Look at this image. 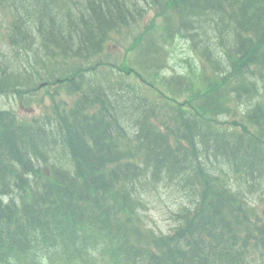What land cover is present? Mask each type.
Returning a JSON list of instances; mask_svg holds the SVG:
<instances>
[{
	"label": "trees",
	"instance_id": "16d2710c",
	"mask_svg": "<svg viewBox=\"0 0 264 264\" xmlns=\"http://www.w3.org/2000/svg\"><path fill=\"white\" fill-rule=\"evenodd\" d=\"M187 1L189 0H167L163 8L177 9L176 19L180 18L182 25L185 24L181 27L183 32L194 41V47H190L194 55L209 44L204 36L206 33L212 38V46L217 48L216 53H210L206 64L214 68L240 64L249 78L222 82L206 102L199 104L198 95L205 94L203 85L172 75L161 47L147 42L141 44L143 55L152 65L151 70L149 69L151 73H146L147 76L155 77V73L165 72L171 74L173 79L175 77L176 89L172 94L171 107L174 117L183 119L182 131L178 135L186 143L189 142V145L198 146L201 157L200 161L195 157L186 180L192 185H198L204 197V204L193 213L187 227L180 229L182 241L188 242L189 247L185 251L177 248L163 253L157 264H255L254 261H247L245 252L253 245L254 258L264 256V221L253 219L246 226L242 217H232L240 211L236 191H218L225 183L215 175V171L218 163L229 164L234 170L247 169L254 175L249 178L250 184H258L252 193L255 200L259 201L264 196V184L259 185L264 180V149L260 142L251 146V140L256 139L251 135L243 139L246 135L235 134L234 131H218L208 127L203 118L185 115L181 105L192 102L205 114L216 115L223 111L228 91L233 92V97L247 94L252 100L264 96V73L255 77V68L260 61L264 62V56L256 57L254 48L238 42L232 35L220 34L209 23L208 18L218 19L213 12L218 10V5L207 7L205 3H213L215 0H195L193 5L185 8L186 14L183 15L182 9ZM260 1L262 0H220V3L233 13L236 20L245 13L255 31L260 33L264 30V8L259 5ZM6 5L12 11L5 31L7 43L23 53H41V57L37 62L40 65L21 71L20 65H12L8 56H0V100L6 105L15 106L21 99L32 100L46 86L57 88L64 82V78L75 81L73 90L80 98L74 108L56 109L54 112L56 126L60 127L62 134L63 142L60 147L72 158L75 168L71 176L58 171L55 174L56 181L52 184L43 182L40 174L33 175L34 186L24 181L31 168V159L38 158V146H33V142L35 137L40 138L39 131L32 132L26 129L27 125L17 124L11 116L14 114L13 108L0 109V264H32L29 260L33 248L29 244L32 238L38 248L50 243L51 238H56L59 230L64 238H74L79 231L86 234L88 230L107 236L114 235L110 228L116 222V208H120L121 203L103 205L97 201L101 195L107 194L116 201L123 202L118 190L112 191L113 188H110V179L115 180L123 174L128 175V180L133 183L145 175L161 176L182 168L177 167L179 161L174 158V152L168 145L156 149V140L151 139L148 126L142 123L146 115L149 117L153 113L154 107L149 104L148 96L134 85L124 82L115 84L108 70L97 79L90 76L99 74L95 69L93 55L95 52V56L102 59L106 43L102 37L117 26L123 28L122 25L128 23L126 19L121 23L119 18H108L102 5L90 8L87 6L91 10L89 19L85 20V17L79 15L83 20H77L79 25L68 21L65 8H57L51 12L46 0H0V13ZM196 5L201 16L189 22L187 14ZM166 20L167 18L162 22L165 30L168 26ZM178 35L180 41L186 42L182 33ZM46 61L53 62V65L47 67ZM142 66L140 72L143 68L147 69L144 61ZM130 69L124 68L125 74L136 78L135 68L130 65ZM139 75L142 77V74ZM231 77L232 72L228 70L225 79L229 80ZM146 83L147 81L143 86ZM55 93L59 94L60 91L55 89ZM120 98H123L119 103L121 109H116L117 99ZM96 104L104 107V112L100 111L99 115L92 118L82 114L84 109ZM235 106L243 116H251L252 112L247 107L237 101ZM50 107L51 105L47 106ZM116 115L128 118L121 124L120 132ZM37 123L38 121H34L35 125ZM124 131L132 137L136 152L134 148L125 153L117 149L116 137L118 132L122 134ZM260 131L264 134V126ZM233 136L235 139L231 141ZM16 141L17 146H14ZM202 150L208 151V162L202 159ZM138 156L142 164L131 161ZM254 164L263 169L256 168ZM185 168H189V165ZM40 182L46 184L39 190L37 186ZM132 208L129 205L128 211ZM127 225L130 227L129 222ZM119 226L127 227L124 222ZM219 226L223 231L231 233L226 240L222 238L221 232L218 236H213ZM38 240H41L40 244ZM158 242L164 241L159 238Z\"/></svg>",
	"mask_w": 264,
	"mask_h": 264
},
{
	"label": "rangeland",
	"instance_id": "374dc122",
	"mask_svg": "<svg viewBox=\"0 0 264 264\" xmlns=\"http://www.w3.org/2000/svg\"><path fill=\"white\" fill-rule=\"evenodd\" d=\"M140 6L138 3H136L134 0H132L130 2V7H129V12L131 13L132 11H137V9L142 12V17L138 18L135 22L134 25L136 26V28L139 31H144L146 29H151L154 34H157V38H160V36L164 35L163 31L161 30V23L157 20H152L150 18V16H152L155 11L157 9H159L160 7H157L155 4H150V6L147 5H143L141 3V1L139 0ZM188 3L190 5H193V0H189ZM219 4V3H218ZM210 5H212V2L210 3ZM139 6V8H138ZM118 9H121V11H124L125 9H128L127 7H124L122 5L117 7ZM121 35H125L123 38V41L126 40V38L129 37V35L124 34L122 31H120ZM113 50H111L109 53L111 54L112 58L118 62V60H120L123 57V50L119 47V42L116 39V37H114V43H113ZM211 52H217L216 48L211 49ZM4 53L6 55H9V53L7 51H4ZM194 53L192 52L191 48L189 45H187L186 43H182L179 53H178V61L183 64L184 62H188L190 63L193 59ZM170 73H172L171 71L173 70L172 66H169L167 64ZM193 73H195V71L192 69ZM198 73V72H197ZM197 73H195L192 77H195L197 75ZM40 98H43V105L44 106H48L49 105V99L47 96H45L43 93H40ZM9 101V100H8ZM67 102H69V99H66ZM183 102V101H181ZM6 105V103H4ZM8 105V104H7ZM4 108H7L8 106H4ZM1 108V107H0ZM14 112L16 109V105L14 107ZM18 114L23 117V118H28V117H32L35 116L37 114L40 113V110L38 107L31 109L29 111L18 107L17 109ZM59 136H62L61 133L56 134L55 133V127L51 126L50 128L47 127V130L43 133V136H41L40 138L35 137L34 139V145L33 146H38V149H40V147H45L48 142L46 141H52L53 138H57ZM45 138L47 140H45L44 142H42V139ZM24 142V140H22ZM18 141H16V143L14 144V146H17ZM195 145V144H194ZM196 146V145H195ZM198 148V146H196ZM198 150H200L198 148ZM197 154V153H196ZM198 155V154H197ZM208 162V160H207ZM69 167V166H68ZM165 183V181H161L159 183H156L155 181H153L149 175H145L142 176L137 182L132 183L131 185H127V188H130L133 191H138L141 194L137 197L139 200V216L141 219V224H140V228L141 230H154L155 232H159L162 233L163 235L168 234L172 227L174 226V222H176V220L178 219V217H176L175 213L179 212L176 209L177 204H180L184 201V195L182 192L178 193L176 195V192H174L173 188L170 185H163ZM29 184H31V180L29 179ZM180 214V212H179ZM181 215V214H180ZM183 215V213H182ZM181 218V217H180ZM78 234L81 235L80 232H78ZM88 236V235H86ZM89 240L87 241L85 248L83 250V252H81V244H82V240L80 239L78 241L79 243V247L77 249H71V250H62L59 253L60 257H63L64 259H70L71 261L76 260L78 258L79 253H85V259H89L91 253L88 251L90 247H94L95 248V252H97V254L102 255V251L103 249L106 248V244L109 243L108 239L106 238V236L104 235H100V236H95V235H91L88 236ZM157 237L155 238V241L151 244L150 247H152L154 245V243L157 241ZM111 240L117 239V240H122V241H127V238L125 235H116V236H111L110 238ZM59 242H61V240H58ZM64 244L69 242V239L64 238ZM59 246L61 247V244H59ZM63 248V247H61ZM148 248V249H149ZM74 251H78V254L75 258H71L69 257H64L63 255L70 253V252H74ZM139 251H141L140 253H137L138 255L140 254H145L146 252V247H142V249H139ZM140 258V257H138ZM53 264V263H51ZM147 264H150V261H147Z\"/></svg>",
	"mask_w": 264,
	"mask_h": 264
},
{
	"label": "bare ground",
	"instance_id": "6f19581e",
	"mask_svg": "<svg viewBox=\"0 0 264 264\" xmlns=\"http://www.w3.org/2000/svg\"><path fill=\"white\" fill-rule=\"evenodd\" d=\"M225 2V1H224ZM206 4V3H205ZM196 7H197V5H196ZM199 9V8H198ZM204 10V9H203ZM208 11V10H207ZM206 12V11H205ZM63 17V16H62ZM65 17H67V16H65ZM55 18V17H54ZM65 19V18H64ZM202 25V24H201ZM27 27V26H26ZM208 31V30H207ZM27 36V35H26ZM22 39V38H21ZM183 44L184 43H186V42H183V41H181ZM25 43V42H24ZM69 44V43H68ZM187 44V43H186ZM72 46V45H71ZM150 47V46H149ZM243 53V52H242ZM151 55V54H150ZM236 55V54H235ZM237 56V55H236ZM225 57V56H224ZM3 58V57H2ZM226 61V60H225ZM214 65V64H213ZM151 70V69H150ZM55 72V71H54ZM170 72V71H169ZM172 72V71H171ZM175 75V74H174ZM26 77V76H25ZM174 79H175V77H174ZM258 79V78H257ZM112 80V79H111ZM21 81V80H20ZM182 81V80H181ZM29 82V81H28ZM100 82V81H99ZM176 83V82H175ZM178 83V82H177ZM181 83V82H180ZM184 85V84H183ZM39 86V85H38ZM178 86V85H177ZM109 87V86H108ZM112 87V86H111ZM19 88V87H18ZM33 88V87H32ZM109 89V88H108ZM117 89V88H116ZM109 90H111V89H109ZM116 91V90H115ZM99 93V92H98ZM126 94V93H125ZM128 94V93H127ZM247 95V94H246ZM252 96V95H251ZM126 97V96H125ZM129 97V96H128ZM127 98V97H126ZM179 100V99H178ZM104 104V103H103ZM3 105H4V101L1 99L0 100V109L1 110H8L9 108H11L12 109V107L11 106H13V105H11V106H9V105H4V106H8L7 108H4L3 107ZM14 107V106H13ZM14 109V108H13ZM252 115V114H251ZM188 123V122H187ZM108 125V124H107ZM105 127V126H104ZM109 127V126H108ZM193 128V127H192ZM203 130V129H202ZM182 131V130H181ZM208 132V131H207ZM203 133V132H202ZM88 134V133H87ZM105 134V133H104ZM207 134V133H206ZM184 135V134H183ZM209 135V134H208ZM197 136V135H196ZM211 136V135H210ZM87 137V136H86ZM93 137V136H92ZM74 138V137H73ZM101 139V138H100ZM99 139V140H100ZM103 139V138H102ZM207 139H209V137L207 138ZM75 140V139H74ZM196 140H197V138H196ZM202 140V139H201ZM210 140V139H209ZM98 141V140H97ZM188 141V140H187ZM197 142V141H196ZM100 143V142H99ZM139 143V142H138ZM189 143V142H188ZM200 144V143H199ZM78 145V144H77ZM219 149V148H218ZM111 150V149H110ZM255 150V149H254ZM165 153V152H164ZM260 153V152H259ZM125 157H127V156H125ZM120 166V165H119ZM128 168V167H127ZM139 169V168H138ZM125 170H127V169H125ZM247 170V169H246ZM134 171V170H133ZM256 177V176H255ZM256 179V178H255ZM17 180V179H16ZM260 185V184H259ZM21 191V190H20ZM17 195V194H16ZM230 197V196H229ZM30 212V211H29ZM112 214V213H111ZM158 234H162V233H158ZM203 237V236H202ZM192 244V243H191ZM223 251V250H222ZM199 253V252H198ZM207 254V253H206Z\"/></svg>",
	"mask_w": 264,
	"mask_h": 264
}]
</instances>
